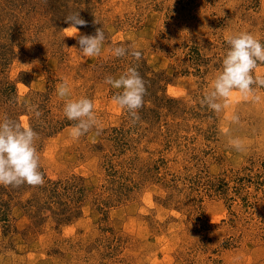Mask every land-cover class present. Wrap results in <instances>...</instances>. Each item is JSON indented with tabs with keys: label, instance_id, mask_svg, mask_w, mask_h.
<instances>
[{
	"label": "rangeland",
	"instance_id": "rangeland-1",
	"mask_svg": "<svg viewBox=\"0 0 264 264\" xmlns=\"http://www.w3.org/2000/svg\"><path fill=\"white\" fill-rule=\"evenodd\" d=\"M76 12L81 34L104 32L99 56L67 37ZM239 32L264 43V0H0V118L38 134L44 178L0 184V264H264V87L219 113L201 103ZM129 67L145 82L138 120L104 82ZM64 81L99 132L71 136Z\"/></svg>",
	"mask_w": 264,
	"mask_h": 264
},
{
	"label": "clouds",
	"instance_id": "clouds-1",
	"mask_svg": "<svg viewBox=\"0 0 264 264\" xmlns=\"http://www.w3.org/2000/svg\"><path fill=\"white\" fill-rule=\"evenodd\" d=\"M65 22L69 26L64 31L71 33L67 37L77 40L78 51L83 57L100 55L105 40L104 32L100 28L96 29L95 35L81 34L79 29L87 26V21L82 19L78 12L68 15ZM226 43L229 48L222 59L221 69L212 81L211 91L201 100L203 105L217 113L227 106V100L234 92H238L244 99L250 96L255 98L253 86L264 87V75H253L258 65L264 64V43L248 32L228 35ZM111 51L116 57L128 54L136 60H140L142 55L136 48L129 51L122 46L114 47ZM104 82L114 89L121 90L112 97L113 103L122 110L127 109L133 120H138L137 110L143 106L146 88L137 69L129 67L118 78L108 76ZM57 95L65 100L63 112L66 118L76 121L70 133L74 139H79L93 127H97V132L100 131L91 99L87 97L66 99L70 95L67 81L57 85ZM28 110L36 118L42 115L36 105H30ZM232 119L235 121L238 118L233 116ZM38 139V134L30 124H21L6 115L0 118V184L43 185V174L39 170L40 156L35 146V141ZM232 146L237 150L241 148L238 140L232 141Z\"/></svg>",
	"mask_w": 264,
	"mask_h": 264
},
{
	"label": "trees",
	"instance_id": "trees-1",
	"mask_svg": "<svg viewBox=\"0 0 264 264\" xmlns=\"http://www.w3.org/2000/svg\"><path fill=\"white\" fill-rule=\"evenodd\" d=\"M50 197H48L49 198V200L51 201H45V205H44V207H46L51 213H53L54 215H59V214H57V212H55L56 210H52V208H50L51 207V205L53 204V205H59V202L58 201H55V200H51V198L53 197V194H51L50 193V195H49Z\"/></svg>",
	"mask_w": 264,
	"mask_h": 264
}]
</instances>
